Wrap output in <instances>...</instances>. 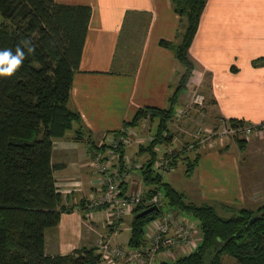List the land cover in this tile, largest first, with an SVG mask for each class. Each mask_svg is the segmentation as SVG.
<instances>
[{
	"label": "crops",
	"instance_id": "crops-1",
	"mask_svg": "<svg viewBox=\"0 0 264 264\" xmlns=\"http://www.w3.org/2000/svg\"><path fill=\"white\" fill-rule=\"evenodd\" d=\"M56 2L89 6L91 18L67 103L69 110L79 113L83 129L78 139L73 131L54 139L51 153V164L57 167L53 174L55 186L64 205L72 211L61 214L57 227L45 231L44 251L47 256H56L96 248L101 255L99 264H109L97 241L103 238L112 246L127 248L131 215L123 217L118 226H112L106 208H88L90 200L102 190L90 161L95 152L109 151L108 137L128 130L137 145L135 150L131 144L122 149V166H130L124 192L131 195L147 190L140 169L149 157L141 159L144 153H139V146H146L154 136L150 134L154 123L146 134L140 132L145 120L135 130L125 125L139 109L168 107L183 68L159 42H176L179 18L170 0ZM189 57L194 70L186 90L177 97L175 117L179 109L188 106L191 94L201 92L208 100L204 114L208 125L229 120L251 125L264 123V66H253L254 62L264 61V0H208ZM172 137L164 149L178 150L179 140L184 136ZM237 144L236 138L229 137L214 148L202 147L188 177L192 183L180 192L188 202L249 210L264 204V176L263 180L258 179L254 170L261 162L260 172L264 174V128L243 140L242 147ZM123 167L116 165L120 170ZM177 168L178 162L162 178L178 191L169 177ZM164 213L189 219L195 226L192 245L200 243L196 221L170 209ZM147 227L144 238L150 232ZM181 254L175 250L173 258Z\"/></svg>",
	"mask_w": 264,
	"mask_h": 264
},
{
	"label": "trees",
	"instance_id": "trees-1",
	"mask_svg": "<svg viewBox=\"0 0 264 264\" xmlns=\"http://www.w3.org/2000/svg\"><path fill=\"white\" fill-rule=\"evenodd\" d=\"M207 1L170 0L179 18L176 42L160 41L159 45L173 53L183 71L166 109H139L125 126L136 127L144 120L157 122L152 139L146 146H139L140 153L149 157L140 169L147 187L145 201L161 191L170 210L191 217L201 233L193 252L158 264H223V256L234 264H264V204L255 210L195 205L152 168L155 149L170 144L173 138L168 124L174 117L177 97L186 90L194 70L189 49ZM0 16V51L10 49L15 53L20 47L25 53L13 76L0 77V264H99L101 255L96 248L56 256H47L44 251L45 231L56 228L61 214L72 211L64 205L55 186L53 174L57 167L51 164V153L54 139L71 131L78 139L83 129L79 113L69 110L67 103L91 8L56 0H0ZM257 65L264 66V61L253 63ZM227 123L243 125L238 120ZM236 141L242 147L243 140ZM119 154L121 167V148ZM182 159L186 161L184 174L190 177L197 156L193 161L188 156ZM178 161L175 155L171 169ZM145 201L132 211L128 248L143 245L145 226L162 213L161 208L136 218L150 207ZM253 217L257 220L248 226Z\"/></svg>",
	"mask_w": 264,
	"mask_h": 264
},
{
	"label": "built area",
	"instance_id": "built-area-1",
	"mask_svg": "<svg viewBox=\"0 0 264 264\" xmlns=\"http://www.w3.org/2000/svg\"><path fill=\"white\" fill-rule=\"evenodd\" d=\"M199 98L201 97H197L196 100ZM178 116H180V112L176 117ZM263 128L264 123L259 125L245 123L243 125H230L226 121H219L204 131L203 139H200V132L194 137L197 138L199 144L204 145V148L211 149L222 144L229 137L246 140L250 135L259 133L260 129ZM134 138L135 136L128 130H122L111 135L106 143L109 151L105 154L99 151L95 152L90 161L91 168L100 178L102 190L97 198L90 200L88 208L91 210L106 208L112 226H118L123 217L131 215L133 209L145 201L144 194L146 191L131 195H126L124 192V182L129 176L130 166L125 164L126 166H121L123 167L122 170L116 168L120 155L119 149L122 150L130 145ZM106 145L104 146L106 147ZM175 155L176 152L173 150H162L161 157L155 160L152 166L154 172L164 175L172 170L170 164ZM145 202L150 207L156 206L161 209L164 202L163 193L158 191ZM146 226L150 232L144 238V243L140 248L112 246L103 238L98 239L97 247L109 264H158L159 257L163 262H169L173 260L175 250L181 251V256H185L196 248L192 245L195 226L189 219H179L174 217L172 213L162 212L158 218Z\"/></svg>",
	"mask_w": 264,
	"mask_h": 264
},
{
	"label": "rangeland",
	"instance_id": "rangeland-1",
	"mask_svg": "<svg viewBox=\"0 0 264 264\" xmlns=\"http://www.w3.org/2000/svg\"><path fill=\"white\" fill-rule=\"evenodd\" d=\"M0 22H1V16H0ZM197 97H201L198 100ZM188 101V106L185 105V107L181 108L178 110V112H180V116L178 117H173L171 119V122L168 124V130L170 133H173L172 135L174 136V134L179 135L182 134L184 136V138L182 140H179L180 146L178 148V150L176 149V155L179 156V161H178V168L177 170L174 172V174H172L169 177H172V179L175 181V185H173L174 187H176L178 189V192H182L183 189H185V187L187 185H189V183H192V180H190V178L186 177L184 174V170H185V166H186V161L183 160L182 158L188 156L189 159H191V161H193L195 159V157L198 155V153L202 152L201 149L204 148V145L199 144L197 138L194 137V135H196L198 132H200V139H203L204 137V131L210 129L212 126L216 125H208L206 120H204V114H206L205 112V105L208 104V100L206 99V97L201 94V92L199 93H194L190 95V98L187 100ZM207 102V103H206ZM178 106H174V113L177 111ZM205 112V113H204ZM209 117V116H208ZM185 120H190L189 122H186ZM146 123L144 124V126H142V131L141 134H146L148 132V129L150 128V125H152V122L145 120ZM143 123V121L138 125L140 126ZM154 126L151 128L150 134L154 135L155 131H156V127L155 125L157 124L156 121L153 122ZM133 127V130H135ZM182 129V130H181ZM184 130L188 131L186 133V131L184 132ZM176 133H174V132ZM68 134H72V132H68ZM179 138V137H178ZM236 138V137H235ZM137 142L134 140L131 145H133L132 148L133 150L136 149V144ZM171 143V142H170ZM238 145V144H237ZM164 146H169V144L164 145ZM164 146H158L155 150H156V157L155 160H157L158 158L161 157V153L162 150L164 149ZM203 147V148H202ZM140 153V151H139ZM148 157L147 153H144V155L141 157V159ZM261 162H258V164H256L254 166V170L257 172L258 179H260L261 177L264 176L263 173H261V168L262 166L259 164ZM244 177H246V171L244 172ZM167 179V177H166ZM165 179V181H166ZM168 180V179H167ZM261 180H263V178H261ZM170 208L167 206L166 201L163 202V206H162V212H166L168 211ZM128 236V234H126ZM177 258H173V260H176ZM170 260V261H173ZM169 261V262H170ZM222 262L223 264H234V261L227 257V256H223L222 257Z\"/></svg>",
	"mask_w": 264,
	"mask_h": 264
},
{
	"label": "clouds",
	"instance_id": "clouds-1",
	"mask_svg": "<svg viewBox=\"0 0 264 264\" xmlns=\"http://www.w3.org/2000/svg\"><path fill=\"white\" fill-rule=\"evenodd\" d=\"M28 42H25L27 44ZM29 53L32 52V48H28ZM25 59V53L17 47L15 53L10 49L0 51V77H11L21 67Z\"/></svg>",
	"mask_w": 264,
	"mask_h": 264
},
{
	"label": "water",
	"instance_id": "water-1",
	"mask_svg": "<svg viewBox=\"0 0 264 264\" xmlns=\"http://www.w3.org/2000/svg\"><path fill=\"white\" fill-rule=\"evenodd\" d=\"M158 208L156 206H151L147 209H145L144 211H142L141 213H139L138 215H136V218H141V217H144L146 215H149L153 212H158ZM257 220V217H253L249 223H248V226H250L252 223H254L255 221Z\"/></svg>",
	"mask_w": 264,
	"mask_h": 264
}]
</instances>
